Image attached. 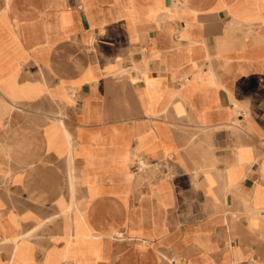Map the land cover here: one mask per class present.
I'll list each match as a JSON object with an SVG mask.
<instances>
[{
  "label": "crops",
  "instance_id": "obj_1",
  "mask_svg": "<svg viewBox=\"0 0 264 264\" xmlns=\"http://www.w3.org/2000/svg\"><path fill=\"white\" fill-rule=\"evenodd\" d=\"M77 263L264 264V0H0V264Z\"/></svg>",
  "mask_w": 264,
  "mask_h": 264
},
{
  "label": "bare ground",
  "instance_id": "obj_2",
  "mask_svg": "<svg viewBox=\"0 0 264 264\" xmlns=\"http://www.w3.org/2000/svg\"><path fill=\"white\" fill-rule=\"evenodd\" d=\"M249 170H250V169H249ZM70 204H71V203H70ZM66 213H67V214L70 213V207H69V210H68ZM66 213H64V214H66ZM73 215H74V214H73ZM76 216H77V215H76ZM76 216H75V217H76ZM72 220H73V219H72ZM78 223H79V222H78ZM78 223H77V224H78ZM80 223H81V222H80ZM73 226H74V225H73ZM76 226H77V225H76ZM51 227H52V226H51ZM74 227H75V226H74ZM40 229H41V228H40ZM78 229H79V228H78ZM83 229H84V228H83ZM83 229H82V230H83ZM41 231H42V230H41ZM75 233H76V231H75ZM89 234H90V233H89ZM40 235H41V234H40ZM48 235H49V234H48ZM66 235H67V234H66ZM51 236H53V235H51ZM67 236H68V235H67ZM78 236H79V235H78ZM80 236H81V235H80ZM70 237H71V236H70ZM88 238H89V237H88ZM42 242H43V241H42ZM42 254H43V253H42ZM26 261H27V260H26ZM77 264H78V263H77Z\"/></svg>",
  "mask_w": 264,
  "mask_h": 264
}]
</instances>
